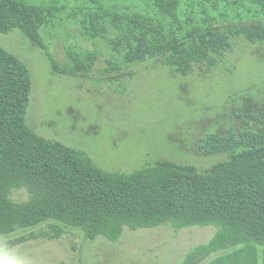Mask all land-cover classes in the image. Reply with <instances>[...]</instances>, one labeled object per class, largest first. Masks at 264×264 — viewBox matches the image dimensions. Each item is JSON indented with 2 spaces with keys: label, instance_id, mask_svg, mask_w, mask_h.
Returning a JSON list of instances; mask_svg holds the SVG:
<instances>
[{
  "label": "trees",
  "instance_id": "trees-1",
  "mask_svg": "<svg viewBox=\"0 0 264 264\" xmlns=\"http://www.w3.org/2000/svg\"><path fill=\"white\" fill-rule=\"evenodd\" d=\"M77 27L93 49L69 47L57 72L90 74L109 55L107 72L157 60L180 76L219 67L235 41L264 45V0H0V33L20 31L46 49L43 32ZM29 67L0 45V238L47 223L11 242L59 239L66 227L90 240L118 242L126 229L213 227V238L181 264H264V117L258 129L229 127L199 139L197 150L223 161L205 168L166 160L133 171L102 168L85 151L47 138L27 123ZM28 200L16 202L14 191Z\"/></svg>",
  "mask_w": 264,
  "mask_h": 264
},
{
  "label": "rangeland",
  "instance_id": "rangeland-1",
  "mask_svg": "<svg viewBox=\"0 0 264 264\" xmlns=\"http://www.w3.org/2000/svg\"><path fill=\"white\" fill-rule=\"evenodd\" d=\"M42 2L50 0H31ZM65 1V0H60ZM46 49L20 31L0 33V45L18 56L33 80L28 125L39 134L87 152L102 168L133 171L147 161L166 160L205 168L223 161L197 150L200 138L229 127L258 129L244 114L264 117V45L235 41L219 67H196L187 76L174 74L157 60L107 72L109 55L102 53L90 74L66 75L54 70L68 61V48L93 49L77 27L62 23L43 32ZM11 198L25 202V190ZM18 230L0 238V260L19 264H181L190 252L207 244L216 229H176L166 224L154 229H126L118 242L90 240L81 228L66 227L59 239L40 238L11 245L21 237L48 229ZM207 257L198 264L233 251Z\"/></svg>",
  "mask_w": 264,
  "mask_h": 264
},
{
  "label": "clouds",
  "instance_id": "clouds-1",
  "mask_svg": "<svg viewBox=\"0 0 264 264\" xmlns=\"http://www.w3.org/2000/svg\"><path fill=\"white\" fill-rule=\"evenodd\" d=\"M0 264H14V262L9 261L8 259H2L0 260ZM16 264H19V262H16Z\"/></svg>",
  "mask_w": 264,
  "mask_h": 264
}]
</instances>
